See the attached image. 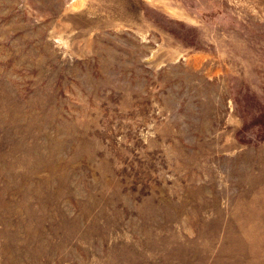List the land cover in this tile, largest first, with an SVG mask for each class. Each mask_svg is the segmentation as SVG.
<instances>
[{"label":"rangeland","instance_id":"1","mask_svg":"<svg viewBox=\"0 0 264 264\" xmlns=\"http://www.w3.org/2000/svg\"><path fill=\"white\" fill-rule=\"evenodd\" d=\"M0 264H264V0H0Z\"/></svg>","mask_w":264,"mask_h":264}]
</instances>
